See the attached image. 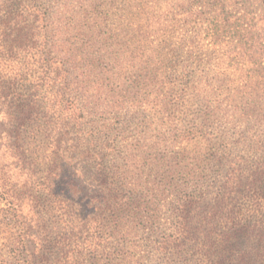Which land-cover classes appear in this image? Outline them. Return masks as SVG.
Listing matches in <instances>:
<instances>
[{
  "label": "rangeland",
  "instance_id": "rangeland-1",
  "mask_svg": "<svg viewBox=\"0 0 264 264\" xmlns=\"http://www.w3.org/2000/svg\"><path fill=\"white\" fill-rule=\"evenodd\" d=\"M75 1L38 0L36 5L44 14L51 16L59 7L63 10L68 7L72 9L76 6ZM171 1L174 0H99L102 21H98L93 31L89 29V33L95 36L101 29L103 38H91L93 42L70 39L65 47L71 49V56L79 57L97 50L100 54H112L113 57L131 53L136 55V26L146 23L147 17L157 18L165 13L168 10L166 5H174ZM8 5L15 13L24 10V6L28 8L26 0L13 1ZM146 11L150 16L144 15ZM38 26L35 36H27L23 52L7 54L9 61L0 65V73L19 71L18 75H23L22 82L11 83V95L15 103L26 100L37 91L40 97V108L32 114L30 122L19 129L25 143L22 159L27 166L21 171L12 163L9 153L3 158L0 154V172L5 175L7 187L13 186L16 193H25L17 220L26 224L32 223L30 206L32 203L34 207V195L41 198L35 206L36 210L42 212L39 192L44 177V151L51 152L50 148L45 150L47 147L41 141L43 135L46 137L43 122L58 120L57 115L53 117L51 106L57 100L55 92L61 93L62 90L61 83L52 82L56 74L60 73L57 70L59 61L55 52L44 49V28L41 24ZM197 27L200 37L190 49L183 41V35L191 29L174 23L170 25V40L163 38L162 55L166 57V62L177 64L187 54L203 61L210 60L211 65L219 62L224 51L228 50L230 37L227 33H221L220 44L213 49L206 35L207 23L198 24ZM190 33L194 36L192 31L187 32ZM158 43L160 41L157 40L153 46ZM2 54L0 48V56ZM135 69H128L127 76L136 78ZM213 72H216L213 74L218 82L213 89L214 95L210 94L209 102L204 98L194 102L196 104L187 103L186 97V104L179 102L171 106V111L163 113L143 104L145 94L140 91V86L129 85L130 82L126 80L113 87L108 96L109 102L106 97L103 103V112L106 114L97 118L98 126L103 125V122L106 125L97 144L107 148L103 154L111 174L107 176L106 183L111 188L119 189L115 194L110 193L111 200L108 201L104 216L100 218H103L102 221L96 222L99 218L96 216L94 222H88L87 231L80 237L78 247H73L71 252H60L54 244L46 250L37 247L36 264H264V173L260 170V163L264 160V115L256 118L261 108L264 109V60L251 66L232 57L213 69ZM213 74H209L207 79H212ZM199 75L198 72L196 77ZM249 77L248 83H260L255 98L256 107H252V111L243 118H227L224 113L234 109V104L241 103V95L245 92L242 85ZM237 89L243 91L242 94H236ZM228 95L233 97V102L226 100ZM115 99L118 100L119 108L114 104ZM218 100L224 102L222 113L209 118L205 114L207 105L212 108ZM205 120L207 124L194 137H181L179 132L174 131V125L189 128ZM255 121L259 124H255ZM84 136L85 133L69 128V135L63 139V143L72 158V170L80 177L83 175L89 179L95 172L86 154ZM73 143L76 149L72 148ZM231 159H236L241 169L239 187L234 188L236 197L224 208L227 213H216V220L219 217L221 225L213 229L212 236L207 238L203 231L215 225L211 223L210 207L218 204L220 175L227 170V163ZM28 172L30 175L33 173L31 177ZM133 185L136 186V195L152 193L140 206L131 193ZM28 189L30 199L27 201ZM195 189L200 190L205 200L195 224L203 228L199 230V239L196 242L186 241L184 252L177 255L169 249H163L161 243L165 235L171 236L176 232L172 223L177 199L182 194L197 193ZM4 204H0V210L8 207ZM4 213L0 211V220ZM46 225L51 228L50 222ZM100 227L99 235L96 230ZM17 228L22 229V226L10 218L0 223V249L4 254L11 249L4 244L11 234L17 233ZM224 236L228 237L227 241H223ZM0 264L19 263L0 258Z\"/></svg>",
  "mask_w": 264,
  "mask_h": 264
},
{
  "label": "trees",
  "instance_id": "trees-1",
  "mask_svg": "<svg viewBox=\"0 0 264 264\" xmlns=\"http://www.w3.org/2000/svg\"><path fill=\"white\" fill-rule=\"evenodd\" d=\"M17 0H0V48L3 54L0 56V65L4 61L8 62L14 51L23 52V43L35 36L38 25L44 28L43 36L44 49H50L56 53L59 61L57 73L52 80L54 84L61 83L62 90L55 92L56 103L51 106V112L57 115L58 120L53 122H43L44 133L41 139L43 145L51 152L44 151V177L40 183V195L42 197V212L36 210L35 204L41 199L34 195V207L30 206L32 223L19 222V208L23 206V196L25 193H16L15 187H7L4 180L5 175L0 172V204L5 202L8 206L2 216L4 219L10 218L22 229L17 228L16 234H11L7 238L5 246L10 247V251L4 254L0 249V258L16 261L19 264H36L35 248L41 250L48 249L54 244L60 252H71L73 247H78L79 240L87 231V224L91 220L102 221L100 219L107 211L109 195L115 194L119 187L111 188L106 183V178L111 173L107 169L103 152L107 150L98 145L104 134L106 125L98 126V117H103V103L106 97L113 91V87L123 84L126 80L129 85L140 86L143 91V104L151 106L155 110L171 111V106L181 102L196 104L200 99H207L214 95L213 89L218 82L213 74V69L231 58L239 59L244 64L255 65L264 60V0H174V5H166L168 10L157 18L155 16L146 18V23L136 26V55L122 54L113 57L103 55L97 50L82 56H71V49L65 45L70 39H81L93 42L91 38L100 40L104 33L99 29L95 36L90 35L89 29L94 30L98 21L101 23L99 13V0H76L72 9L70 7L61 9L59 7L51 16L44 14L37 7L38 0H26L27 6L24 10L15 13L11 6L6 4ZM73 4V3H72ZM1 5H3L1 7ZM23 7V6H22ZM150 16L146 11L144 15ZM142 20V19H140ZM90 23V24H89ZM179 27L190 28L194 36L183 35V41L190 49H193L196 39L200 37L197 30L198 24L207 23L206 35L212 43L213 49L218 46L221 33H227L230 37L228 50L224 51L219 62L211 65L210 60L203 61L200 58L191 57L190 54L183 55V60L179 63L170 64L166 62V57L162 55L164 50L163 38H169L168 29L173 24ZM72 24H75L71 27ZM69 37V38H66ZM20 39V40H19ZM27 39V40H26ZM17 40H19L17 42ZM95 40V41H97ZM160 41L153 46L156 41ZM170 40V38H169ZM99 42V41H98ZM88 49V48H87ZM69 58H65V56ZM192 59H195L194 61ZM136 61V64H135ZM5 64V63H4ZM135 69L136 78H130L128 69ZM5 70V68H3ZM208 71V72H207ZM0 73V154L3 158L9 153V158L13 160L16 168L23 171L27 163L23 161L25 153V143L19 129L30 122L32 114L40 108V97L38 91L29 95L26 100L15 103L12 98L11 83L22 82L23 75L17 72L5 71ZM199 77H196L197 73ZM213 74L212 79L207 76ZM223 74V73H222ZM174 77V78H172ZM11 78L12 80L8 81ZM242 85L243 91L236 90V94L241 95L240 104H234V109L224 113V116L231 118H243L252 107L255 106L256 94L260 83H248ZM12 81V82H11ZM70 87V89H69ZM61 89V88H60ZM69 89V90H68ZM149 89V90H148ZM211 94V95H210ZM31 96V97H30ZM113 94L112 97H114ZM226 100L233 102V97L228 95ZM237 101V100H235ZM207 102V103H208ZM223 101H217L212 108L207 105L206 116L220 115L222 113ZM68 104V106H66ZM114 104L119 108L118 100ZM229 107V105H228ZM105 109V108H104ZM264 115V109L257 113V117ZM104 121V120H103ZM206 120L200 125L178 127L174 125V131L179 132L181 137H193L198 130L205 127ZM255 124L259 122L255 121ZM69 128L75 129L78 133L84 134L86 143V154L89 156L95 174L89 179L72 170V158L68 155L65 139L69 135ZM191 132V133H190ZM56 135V136H55ZM191 138V137H190ZM40 141V142H41ZM209 140L208 142H211ZM49 142V143H48ZM73 143L72 148L76 149ZM92 147V148H91ZM96 148H99L97 151ZM222 152L225 154L224 149ZM69 156V157H68ZM225 159V158H223ZM236 159H231L227 163V170L220 175V183L217 186L220 198L218 204L210 207L212 210L211 223L214 227L204 230V237L209 238L213 234V229L219 228V217L216 220V213L224 214V208L235 199L234 188L239 187L240 165ZM262 164V165H261ZM261 173H264V160L260 163ZM129 168V167H128ZM128 170H126L127 172ZM239 172V174H238ZM28 172V175L31 177ZM79 177H78V176ZM113 176V174H112ZM92 182V183H90ZM108 185V187H107ZM131 193L135 195L139 206L144 199L152 194L136 195V186H132ZM197 193L182 194L177 199L174 207V219L172 226L175 234L166 236L163 239L162 248L169 249L177 255L184 252L186 241L196 242L199 239V230L203 227L195 225L202 213V204L205 202L199 189ZM156 192V189L153 193ZM23 195V196H22ZM178 197V196H177ZM37 198V199H36ZM30 199L29 189L27 190V201ZM4 204V205H5ZM110 204H112L110 202ZM264 206V204H263ZM204 212V211H203ZM207 213H205L206 215ZM90 216H93L90 218ZM4 218V219H3ZM221 219V217H220ZM50 222L51 228L47 227ZM100 227L96 233L100 235ZM169 237V239H167ZM227 241L228 237L222 238ZM184 243V244H183ZM213 245V244H211ZM209 245V246H211Z\"/></svg>",
  "mask_w": 264,
  "mask_h": 264
}]
</instances>
